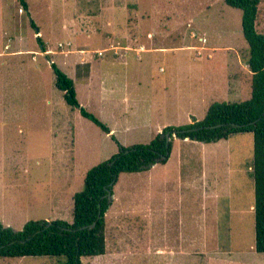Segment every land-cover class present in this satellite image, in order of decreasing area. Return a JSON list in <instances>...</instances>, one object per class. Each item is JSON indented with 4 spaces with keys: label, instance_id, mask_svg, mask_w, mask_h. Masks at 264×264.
Segmentation results:
<instances>
[{
    "label": "rangeland",
    "instance_id": "rangeland-1",
    "mask_svg": "<svg viewBox=\"0 0 264 264\" xmlns=\"http://www.w3.org/2000/svg\"><path fill=\"white\" fill-rule=\"evenodd\" d=\"M25 1L29 10L22 0H0V221L15 230L36 219L71 222L70 196L83 189L91 167L118 151L111 134L124 145L148 143L164 127L203 119L215 101L251 97L250 49L242 10L225 0ZM122 28L128 30V37L119 34ZM136 28L144 30L141 36ZM257 28L264 34V0ZM137 37L144 48L129 50ZM53 62L74 79L81 105L112 133L66 103L55 84ZM234 136L232 159H253V135ZM145 174L123 173L117 186L142 182ZM234 184H240L238 176ZM238 197L229 203L234 201V207L242 203L244 210L237 215L243 218L238 228L219 230L224 246L216 248L232 252L233 264H264V252L255 249V213L248 206L252 195ZM215 231L207 228L209 250L215 247ZM169 232L174 241L160 235L159 243L173 242L179 248L182 242L188 245L189 236L198 230ZM138 245L142 251L127 255L122 263L103 255L82 260L84 264H169V249L157 255L146 251L144 242ZM65 260L55 255L0 257V264ZM184 264L200 262L191 259Z\"/></svg>",
    "mask_w": 264,
    "mask_h": 264
},
{
    "label": "trees",
    "instance_id": "trees-1",
    "mask_svg": "<svg viewBox=\"0 0 264 264\" xmlns=\"http://www.w3.org/2000/svg\"><path fill=\"white\" fill-rule=\"evenodd\" d=\"M225 2L242 10V29L250 49L247 64L252 72L251 97L240 102L215 101L203 119H194L181 126H167L148 143L123 145L113 135L118 151L87 171L83 189L73 196V220H30L21 230L0 221V257L55 255L66 258L56 264H83L82 257L104 254L105 214L111 205L108 191L113 194L121 173L144 171L156 163H165L173 146V137L167 142L168 132L176 133L181 139L205 143L227 139L237 133L253 134L255 249L264 252V34L257 29L261 0ZM22 3L29 10L28 3L25 0ZM38 39L41 41L40 37ZM41 45L46 50L42 42ZM52 68L56 87L63 91L66 103L79 108L82 116L110 133L106 123L81 105L74 79L55 62ZM94 222L96 225L92 227Z\"/></svg>",
    "mask_w": 264,
    "mask_h": 264
},
{
    "label": "crops",
    "instance_id": "crops-1",
    "mask_svg": "<svg viewBox=\"0 0 264 264\" xmlns=\"http://www.w3.org/2000/svg\"><path fill=\"white\" fill-rule=\"evenodd\" d=\"M142 30L136 28L140 36ZM119 34L128 37V30L119 29ZM151 34L152 31H149L148 35ZM139 37L132 41L135 47L127 45L123 47L125 49L129 47V50L137 47L144 48V44H140ZM18 54L23 55L24 53ZM110 130L112 133L113 129L110 128ZM244 134L252 133H237L234 137L238 135L243 137ZM114 137L116 138L115 135ZM251 137L254 148V136ZM176 138L177 146L174 148ZM232 138L233 135L217 142L205 143L189 138L173 137L171 154L165 163H156L148 170L132 172H146L147 177L142 182L128 187H118L117 184L123 174L121 173L114 186L111 205L105 214L106 251L101 255L111 261L120 262L121 260L122 263L123 259H127V255L142 251L138 245V242L142 241L146 251L155 252L157 255L165 254V251L169 249L170 255L167 260L169 264H175V261H177L176 264L178 261L179 264H184V261L191 259L200 264H213L214 262L219 264V261H222L221 264H233L236 260L232 258V252L223 251L225 248H216L224 246L221 244L219 230L238 228V220L243 218L237 215L239 209L244 210L242 203L239 207L238 205L234 207V201L229 203L231 198L246 197L250 192L252 198L248 206L249 210L255 213V182L253 159H244V157L238 160L232 159ZM239 145L242 149L243 143L239 142ZM207 147L211 149L208 150ZM176 151L178 156H175ZM233 164H235L234 167ZM236 176L240 178L238 185L234 184ZM235 185L236 188H234ZM74 194L70 196L71 200ZM56 198L63 199L61 195H57ZM209 226L216 230L215 247L210 250L207 237ZM187 228H196L197 235L189 236L188 245L182 242L179 248L174 247L175 244L172 242L174 240L171 239L172 233L170 234L169 229L185 230ZM161 230L163 232L160 234ZM160 235L166 237L167 240H172V244L159 243ZM175 236L177 238V235ZM195 239H197V245H194Z\"/></svg>",
    "mask_w": 264,
    "mask_h": 264
},
{
    "label": "water",
    "instance_id": "water-1",
    "mask_svg": "<svg viewBox=\"0 0 264 264\" xmlns=\"http://www.w3.org/2000/svg\"><path fill=\"white\" fill-rule=\"evenodd\" d=\"M166 135H167V142H170V140L172 139V137H177L176 133L171 134L170 132H168ZM107 195H108L109 200L112 201V197H113L112 192L111 191H108V194ZM95 225H96V222H94L91 226L93 227Z\"/></svg>",
    "mask_w": 264,
    "mask_h": 264
}]
</instances>
